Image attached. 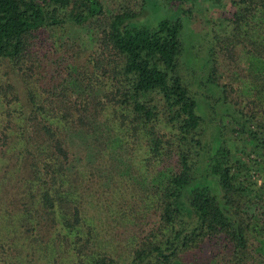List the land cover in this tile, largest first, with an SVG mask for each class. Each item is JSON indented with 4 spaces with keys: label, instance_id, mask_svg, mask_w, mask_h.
<instances>
[{
    "label": "trees",
    "instance_id": "1",
    "mask_svg": "<svg viewBox=\"0 0 264 264\" xmlns=\"http://www.w3.org/2000/svg\"><path fill=\"white\" fill-rule=\"evenodd\" d=\"M185 1L0 0V264H264V0Z\"/></svg>",
    "mask_w": 264,
    "mask_h": 264
},
{
    "label": "rangeland",
    "instance_id": "2",
    "mask_svg": "<svg viewBox=\"0 0 264 264\" xmlns=\"http://www.w3.org/2000/svg\"><path fill=\"white\" fill-rule=\"evenodd\" d=\"M170 1L171 0H148L147 6L143 9V12L138 19H147V21L152 22L163 16H171L173 12L168 6H166ZM183 1L185 4L186 1ZM193 2L192 5L190 4L193 14L191 26L202 33L203 39L194 41V44H192L193 46L190 48L199 59L207 53L206 42L208 41V38L210 39L212 37L214 29L219 31L223 29L225 23L224 17L231 13L232 4L231 0H193ZM186 28L187 27H184L183 33L186 32ZM63 32L77 41L74 43L75 46L78 47V45L81 44L80 48L83 52L88 51L93 47V42H91L93 31L90 30L87 25L83 24L76 27L72 25L69 27L67 26L63 29ZM187 45H189V42H187ZM6 70H9L8 64L5 61L0 60V78L5 79L7 77ZM192 76L193 75H190L189 73L185 74V78L188 81H194ZM193 87L195 88L197 85L195 84ZM258 175V172H254V176ZM258 182H261L259 176Z\"/></svg>",
    "mask_w": 264,
    "mask_h": 264
}]
</instances>
